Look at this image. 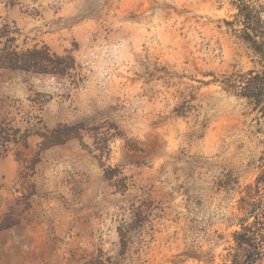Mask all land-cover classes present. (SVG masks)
Here are the masks:
<instances>
[{
	"label": "rangeland",
	"instance_id": "1",
	"mask_svg": "<svg viewBox=\"0 0 264 264\" xmlns=\"http://www.w3.org/2000/svg\"><path fill=\"white\" fill-rule=\"evenodd\" d=\"M235 2L0 0V47L72 65L0 69V264H264V114L222 84L260 69Z\"/></svg>",
	"mask_w": 264,
	"mask_h": 264
},
{
	"label": "trees",
	"instance_id": "2",
	"mask_svg": "<svg viewBox=\"0 0 264 264\" xmlns=\"http://www.w3.org/2000/svg\"><path fill=\"white\" fill-rule=\"evenodd\" d=\"M236 13L233 20L226 25L238 31L236 36L256 57L259 70H250L243 74L225 77L222 84L225 89L238 91V95L249 101L253 109L264 114V7L256 0H236ZM13 38L6 39L0 47V69L18 70L49 76H65L69 74L71 66L69 57H60L51 53L48 47H33L23 51H16L13 47ZM57 132V130L55 131ZM10 140V134L5 127H0V147ZM58 142V141H56ZM57 144V143H56ZM259 186H257L258 188ZM240 236V234H238ZM250 239L249 237H244ZM242 247L243 242L236 241ZM249 255L259 256L260 248L254 244ZM69 264H111L101 250L91 257L82 256Z\"/></svg>",
	"mask_w": 264,
	"mask_h": 264
}]
</instances>
